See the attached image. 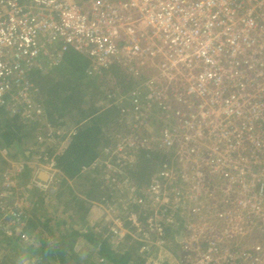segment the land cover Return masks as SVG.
Wrapping results in <instances>:
<instances>
[{
  "label": "built area",
  "instance_id": "built-area-1",
  "mask_svg": "<svg viewBox=\"0 0 264 264\" xmlns=\"http://www.w3.org/2000/svg\"><path fill=\"white\" fill-rule=\"evenodd\" d=\"M69 49L87 56L89 74L121 66L139 80L125 112L131 125L103 161L114 185L105 182L110 195L100 200L108 224L102 237H130L157 256L152 264H254L260 250L247 254L235 240L252 217L264 221V0H0V108L46 129L38 142L59 138L31 72L59 65ZM153 102L172 111L171 126L153 116ZM143 150L166 157L140 184L131 172ZM41 151L30 182L56 189L58 179L38 176L47 165L61 172ZM7 160L0 184L13 192L34 163ZM230 206L244 210V224L227 220ZM186 212L202 220L191 223L202 239L175 248L177 229L194 230L184 224ZM28 214L18 201H0V233L22 232Z\"/></svg>",
  "mask_w": 264,
  "mask_h": 264
},
{
  "label": "trees",
  "instance_id": "trees-1",
  "mask_svg": "<svg viewBox=\"0 0 264 264\" xmlns=\"http://www.w3.org/2000/svg\"><path fill=\"white\" fill-rule=\"evenodd\" d=\"M90 64L91 61L86 55L69 49L64 53L63 60L59 65L50 70L35 69L31 72V80L40 90L38 100L44 105L45 119L51 124V131L59 138V142L66 136H70L71 140L59 152L55 148L43 147L41 149V145L37 144L35 145L36 149L34 148L30 152L25 150L22 153L25 159L31 158L33 153L39 155L41 150L46 152L49 157L54 156L56 168L64 174L61 187L57 191L59 198L63 197L62 195L68 196L63 206L65 210L68 209L72 213L74 211L80 220L85 219L88 208H86L85 201L74 193V187L68 180L75 182L79 193L86 195L85 198L102 199L103 196L110 195L108 188L103 186L105 172H101L98 166L93 168L92 164L98 157L105 156V159L107 158L103 149L112 143L109 139L114 135L112 136L113 132H110L112 130L110 128L125 131L131 125L132 116L125 112L128 109H133L131 100L128 99L131 96V90L139 81L121 66H112L96 74H89L87 69ZM163 107V105L153 102V116H165L167 112ZM115 114H119V117L115 118ZM114 119L119 122L116 127L113 123ZM39 130L47 132L35 121L24 120L16 114L10 115L0 108V149L7 152L11 159H18L20 153L13 152L12 146L25 140H32L31 143L37 141ZM57 130L65 132L59 135ZM69 131L73 132L69 135ZM165 157L163 153L141 151L138 163L134 165L131 172L132 176L140 184L148 182L152 172ZM2 161L3 164H6L4 160ZM39 161L44 163L45 159L41 157ZM103 161L99 163H102L100 165L107 169V165ZM24 168L20 177L26 182L33 172L34 165L26 164ZM38 200L42 203L43 197L39 196ZM62 200H58V203H62ZM30 217L24 230L19 235H14L16 238L0 233V246L1 243H5V245L17 249L18 255L25 253L26 257L30 259L36 258L35 264H80L83 258L74 253L82 245H87L89 249L97 248L98 253L113 264H150L147 256L134 257L136 249L139 247L136 242H134L135 246L133 245L124 253L118 254L111 250L108 239H104L102 234L94 229L83 233L77 227L69 225L67 230L59 231L57 229L56 235L52 217L47 216L44 219L45 216L39 213ZM55 223L57 227L65 224L63 220L61 222L57 220ZM40 224L55 238L54 242L48 241L47 236L42 235L38 238L39 246L23 244L22 237L27 229L29 227L37 229ZM161 261L162 264H168V261L163 258Z\"/></svg>",
  "mask_w": 264,
  "mask_h": 264
},
{
  "label": "rangeland",
  "instance_id": "rangeland-1",
  "mask_svg": "<svg viewBox=\"0 0 264 264\" xmlns=\"http://www.w3.org/2000/svg\"><path fill=\"white\" fill-rule=\"evenodd\" d=\"M166 118L163 120L164 124H167L169 126H171L169 123L171 115H172V111L168 110L167 113H165ZM118 115V116H117ZM119 117V114H115V118ZM114 126L116 127L117 124H119V122H116L115 119L113 121ZM150 123L152 124V120L150 121ZM120 124H123L122 122H120ZM124 127V125H123ZM110 132H113L112 136L114 135V137H110L109 140L110 141V145L106 146L103 149V153L106 155L107 151L106 149L109 148L111 149V147L113 146V144L115 143V135L120 132H123L122 130H114L113 128ZM72 131H69V133L71 134ZM37 140V139H36ZM71 140L70 136H66L63 140H61L59 143H55V137L51 136V138L48 140V143H46L44 140H38L31 143L32 140H25L24 142L20 143V144H15L12 146V150L13 152H20L18 159H11L7 154V152H4V150L0 149V172H3L4 168H6V166H9L10 163L8 162L7 159H10L12 161H32L33 163L35 161L38 160V155H33L31 156V158H27L25 159L24 156L22 155L23 152H25V150H27V152L32 151V149H36L38 143L41 145V149L49 147V148H55L57 149V152H59L60 150L63 149V147L69 144V141ZM35 146V147H34ZM110 154L107 156L106 155V160H110L109 157L111 158V150H109ZM105 156L103 157H98V160H104ZM4 160L6 162V164H3ZM12 163V162H11ZM32 164V163H31ZM33 165V164H32ZM34 168H38V164L34 163ZM100 169L101 172H105L106 174H108V172H111L110 169L106 170L105 168H103L101 165H97ZM97 166H93V168H97ZM41 170H39V174L41 179L47 180V178H49L50 176H53L52 178L54 180L58 179V184L56 185V189H52V190H44L42 188L37 187V185H33L30 182V178L26 180V182L20 177V183L18 184V186L13 189V192L11 191H6L3 192V184H0V192H3L2 195H0V201L4 204L10 205L15 203L16 201L20 202L21 204H23L24 206L27 207V211H28V215L32 216L34 214V216L39 213L42 216H45L44 219L47 216H50L54 219V223H53V227L55 228L54 233L57 232V229L59 231L63 230H67L68 227L67 226H73L74 228H78L81 232L86 233L88 230L90 229H94L96 232L101 233L104 235V231H108V224H103L104 223V218L106 217L104 214H106V212L104 211V209L102 208V202L99 199H94V198H85L86 195H83L81 193H79V189L77 187V185L75 184V182L68 180V182L72 185V187H74V193L80 197L81 199H83L85 201V205L86 208H88V211H86V215H85V219L84 220H80V218H78L77 215H75L74 211L72 213V211H69L68 209L65 210V207L63 206V203L65 200H67L68 196L67 195H62L63 197L59 198V194L57 193V191H59L60 187H61V182H62V177H63V172H58V171H51L52 169H48V165L46 168H40ZM89 171V170H88ZM87 171V172H88ZM90 172V171H89ZM34 173V169L33 172ZM32 175V174H31ZM105 180V179H104ZM104 182H111V185H114V179H110L107 181V179ZM103 182V186L105 187L106 184ZM27 186V187H26ZM31 186V188H30ZM30 188V189H29ZM30 191V192H29ZM22 193L25 194L27 197L24 200H21ZM66 194V193H65ZM222 194L221 192L219 194H215L213 195L214 198H217V200L214 199V201L218 204L219 200H222ZM41 196L43 197V202L41 203L40 200H38V197ZM226 198H229V196H224ZM63 199V200H62ZM59 201H63L62 203H58ZM205 206V205H204ZM212 207H215V205H213ZM69 208V207H67ZM92 210H89L91 209ZM218 208L223 209L221 206L218 205ZM239 208L235 207V206H230L229 210L225 212V214L230 212V216L231 218L233 217V220H231V218H228L227 220L229 222H231V225L233 223L237 222L239 224H244L241 221H239L240 219H243V215L245 214L244 210L241 211V213L238 214ZM48 214H47V213ZM185 214V223L184 224H188L191 225L193 227V232L191 230H187L186 231L183 228H179L176 230V236H175V241L172 238V241H174V247L177 248L178 246L181 248L182 243H184L185 245H187L188 247L192 248L195 244L196 241L201 240L202 237H200V231L199 228L197 226L192 225V218H196L197 224L199 226H201L202 223H200L199 221H202L200 219H198L197 215H191L188 212L184 213ZM242 214V217H240V215ZM31 218V217H30ZM183 218V215H182ZM62 221L65 222V224L61 227H57L56 226V221ZM226 220V218L224 219ZM44 222V220L42 221V223ZM107 228V229H106ZM44 229V230H43ZM246 229V231H245ZM102 231V232H100ZM190 231L192 233L199 231V234H190ZM25 232V231H24ZM239 235L238 237H236L237 239L235 240L236 242H242V245L246 246L244 251L248 254V251H250L251 246L257 248V250L259 251V256H257L256 261H254V264H264V221L262 220V222L259 220V218H257L256 220L253 219L250 221V223L246 224V228H244V226L240 227L239 230ZM2 233V232H1ZM20 232H15L12 236L15 237L16 235H19ZM240 233L242 234V236L240 235ZM57 235V233H55ZM15 235V236H14ZM47 236L48 241L50 242H54V237L51 236V234L46 231L45 227L42 226V224H40V226L36 229V228H32L29 227L27 229V232H25L23 234V244L25 245H29L32 244L33 246H39V240L38 238L40 236ZM179 236V238H178ZM16 238V237H15ZM59 238V237H58ZM176 242V243H175ZM193 242V243H192ZM179 243V244H178ZM108 245L110 246L111 250H113L114 252L121 254L124 253L128 248H131V246H135L136 244H134V241L130 239V237H126L125 235L120 236V238H114L111 239V241L108 243ZM85 246V245H84ZM83 245L81 247H79L80 249H78L74 254H77L79 257L83 258L81 259V263L80 264H113L110 260H108L107 258H105L104 256L100 255L97 251V248H91L89 249V247H85L82 248ZM250 247V248H248ZM137 250V251H136ZM134 257L135 256H139V255H143L144 257L147 256L149 258V262L150 264H152L155 261V258L157 256H153L150 255V252H141L139 247L136 249ZM73 251V250H72ZM177 251V250H176ZM74 252V251H73ZM141 253V254H140ZM35 260H37L36 258L30 259L29 257H26V254L24 253L23 255H18L17 253V249L7 246L5 245V243H1L0 246V264H35Z\"/></svg>",
  "mask_w": 264,
  "mask_h": 264
},
{
  "label": "crops",
  "instance_id": "crops-1",
  "mask_svg": "<svg viewBox=\"0 0 264 264\" xmlns=\"http://www.w3.org/2000/svg\"><path fill=\"white\" fill-rule=\"evenodd\" d=\"M46 70H50V69H46ZM88 247L87 245L83 246L82 248Z\"/></svg>",
  "mask_w": 264,
  "mask_h": 264
},
{
  "label": "clouds",
  "instance_id": "clouds-1",
  "mask_svg": "<svg viewBox=\"0 0 264 264\" xmlns=\"http://www.w3.org/2000/svg\"><path fill=\"white\" fill-rule=\"evenodd\" d=\"M99 200H101V199H99Z\"/></svg>",
  "mask_w": 264,
  "mask_h": 264
}]
</instances>
